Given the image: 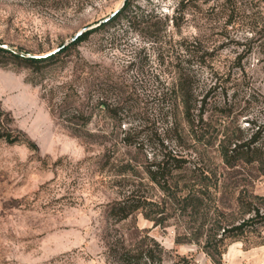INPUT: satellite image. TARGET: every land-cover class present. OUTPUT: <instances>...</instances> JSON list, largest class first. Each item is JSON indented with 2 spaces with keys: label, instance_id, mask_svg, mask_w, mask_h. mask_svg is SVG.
<instances>
[{
  "label": "rangeland",
  "instance_id": "374dc122",
  "mask_svg": "<svg viewBox=\"0 0 264 264\" xmlns=\"http://www.w3.org/2000/svg\"><path fill=\"white\" fill-rule=\"evenodd\" d=\"M125 2L0 0L1 48L56 54L0 52V264H121L148 240L162 264H212L210 229L264 214V0ZM170 157L171 192L210 179L200 215L149 180ZM130 194L148 204L120 220ZM239 239L221 264H264V222Z\"/></svg>",
  "mask_w": 264,
  "mask_h": 264
},
{
  "label": "trees",
  "instance_id": "16d2710c",
  "mask_svg": "<svg viewBox=\"0 0 264 264\" xmlns=\"http://www.w3.org/2000/svg\"><path fill=\"white\" fill-rule=\"evenodd\" d=\"M125 2L124 6L121 8V18L126 17L127 14V7ZM85 35L78 37L75 41L67 45L64 49H61L60 52L67 50L71 46L78 44ZM0 52L8 53L13 59L23 60L26 64L30 66H38V64L50 61L53 59L56 54L49 55L47 57H36V56H24L16 54L13 51H9L7 49L0 47ZM183 77V75H182ZM179 80V96L187 98L188 94L190 93L188 86L181 85ZM187 101V99H186ZM188 112V111H186ZM0 137H3L8 143H14L15 138L11 137L10 133L1 134ZM248 145H238L237 149H232L231 151L237 154L239 149ZM222 156L225 161L228 160L229 156L226 150L222 151ZM154 167L153 170L148 168L146 170V174L151 182H153L160 190L164 192V194L169 196L168 205L175 206L178 210L185 212L187 209L192 213V215H200L202 208H204V204L202 202L203 195L205 194L204 189L209 186L210 179L204 172L192 171L191 179L194 184L187 185L186 191L177 195L174 192L170 191V184L169 180L173 176L174 170H182L184 167V161L181 159H175L174 157H170V160L163 159L158 163L152 165ZM181 192V191H180ZM148 204V201L144 200L143 198L135 197L133 195H129L124 197L121 201L117 202L115 207L112 208L111 214L118 217L120 220H125L131 214L141 208H144L145 205ZM208 215V213H204L203 216ZM147 218V217H146ZM264 222V214H259L258 209L255 211L254 216L250 219H247L240 223L237 226H234L230 229H225L224 227H219L216 230L210 229V234L206 237L205 242L202 246V251L205 255L210 259L212 264H221V255L223 251L219 248V245H225L224 241H238L240 240L239 237L244 233L245 228L248 225L256 224L262 226ZM218 237V238H216ZM151 244V245H150ZM121 248L124 250V254L120 257L121 264H162L163 263V250L162 248L154 241L148 240L143 241L136 247L135 252L133 253L132 250L127 249L124 245H121ZM118 254L116 249H111V254ZM169 264H189V260L185 259L184 257H180Z\"/></svg>",
  "mask_w": 264,
  "mask_h": 264
},
{
  "label": "water",
  "instance_id": "95a60500",
  "mask_svg": "<svg viewBox=\"0 0 264 264\" xmlns=\"http://www.w3.org/2000/svg\"><path fill=\"white\" fill-rule=\"evenodd\" d=\"M125 2V0H123V3ZM83 31H79L78 33H76L68 42H73L74 40H76Z\"/></svg>",
  "mask_w": 264,
  "mask_h": 264
}]
</instances>
